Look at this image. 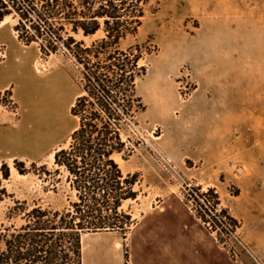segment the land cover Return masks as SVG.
<instances>
[{
    "label": "rangeland",
    "instance_id": "rangeland-1",
    "mask_svg": "<svg viewBox=\"0 0 264 264\" xmlns=\"http://www.w3.org/2000/svg\"><path fill=\"white\" fill-rule=\"evenodd\" d=\"M17 23L13 15L0 22L1 247L33 207L61 211L76 200L53 157L77 126L70 107L81 67L61 44L44 54L42 40L18 39ZM70 34L87 45L103 35ZM135 43L143 45L136 92L144 111L124 130L130 154L115 160L135 175L137 196L119 207L130 217L124 230L99 232L153 230L173 212L194 241H217L226 264H264V0H150L120 46ZM209 188L233 228L198 218L200 205L216 201Z\"/></svg>",
    "mask_w": 264,
    "mask_h": 264
},
{
    "label": "trees",
    "instance_id": "trees-1",
    "mask_svg": "<svg viewBox=\"0 0 264 264\" xmlns=\"http://www.w3.org/2000/svg\"><path fill=\"white\" fill-rule=\"evenodd\" d=\"M149 1L0 0V22L7 15L17 17L18 39L26 44L42 40L39 48L44 54L61 44L81 67V92L70 107L77 126L69 145L53 157L56 172H66L76 200L61 211L41 207L28 211L20 231L1 241L0 264H82L83 233L124 230L130 217L119 207L136 198L135 175L124 176L115 156L131 152L123 135L144 111L136 81L146 68L139 64L143 45L121 48L120 42L137 32ZM99 31L102 37L89 45L70 34L88 37ZM204 194L216 201L200 205L198 218L211 229L233 228L225 209L216 213L214 190ZM18 205L23 203L16 201Z\"/></svg>",
    "mask_w": 264,
    "mask_h": 264
},
{
    "label": "crops",
    "instance_id": "crops-1",
    "mask_svg": "<svg viewBox=\"0 0 264 264\" xmlns=\"http://www.w3.org/2000/svg\"><path fill=\"white\" fill-rule=\"evenodd\" d=\"M103 234H87L92 235L88 241L82 237V264H226L217 241H194L190 226L179 231L173 212L166 213L153 230L146 223L126 237Z\"/></svg>",
    "mask_w": 264,
    "mask_h": 264
}]
</instances>
